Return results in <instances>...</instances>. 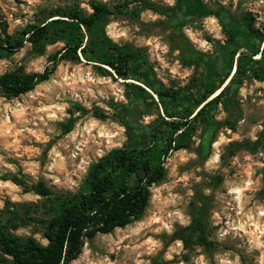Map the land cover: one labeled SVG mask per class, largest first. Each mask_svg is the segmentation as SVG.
I'll use <instances>...</instances> for the list:
<instances>
[{
  "label": "rangeland",
  "instance_id": "rangeland-1",
  "mask_svg": "<svg viewBox=\"0 0 264 264\" xmlns=\"http://www.w3.org/2000/svg\"><path fill=\"white\" fill-rule=\"evenodd\" d=\"M91 1L0 0V33L3 27L16 33L38 21L44 11L58 7L79 6L91 12ZM99 1L111 7L125 5L127 11L143 1L176 8L167 14L151 9L138 15L114 14L105 27L113 42L142 50L146 78L161 87H183L194 76L203 77L206 66L198 68L184 60V52L192 50L217 61L226 74L231 61L228 29L251 25L264 30V0H204L220 16L185 21L178 0ZM179 20L181 34L174 31ZM64 45L50 44L39 54L27 43L14 55L0 57V74L19 67L42 71L49 64L48 57ZM80 58V62L62 60L49 80L19 97L8 98L0 90L1 230L46 242L40 230L41 219L49 216V200L37 193L36 185L43 182L56 194L85 190L93 164L123 146L128 130L153 143L151 132L159 121L156 106L133 84L157 99L150 88L136 79L119 77L107 65ZM134 100L151 113L134 122L123 120L118 113L124 114V107ZM239 102L242 115L236 129L220 126L210 154L200 155L197 147L205 127L199 125L191 147L167 158V176L152 187L143 216L88 240L71 264H264V148L232 146L257 139L264 128V81L246 80L240 87ZM95 111L108 116L96 117ZM212 111L218 121H225L222 104ZM71 120L73 130L64 133ZM15 177L23 184L15 182ZM201 205L214 244L195 245L188 251L177 234L191 223Z\"/></svg>",
  "mask_w": 264,
  "mask_h": 264
},
{
  "label": "trees",
  "instance_id": "trees-1",
  "mask_svg": "<svg viewBox=\"0 0 264 264\" xmlns=\"http://www.w3.org/2000/svg\"><path fill=\"white\" fill-rule=\"evenodd\" d=\"M178 2V8L186 14L183 21L195 16H220V12L204 0ZM90 5L91 12L79 6L46 10L38 21L27 24L16 33L3 27L0 57L14 55L27 43L39 54H43L50 44L64 42L65 45L48 57L49 64L42 71L30 72L19 67L0 74V90L8 98L19 97L49 80L62 60L80 62L82 56L88 61L109 66L119 77L143 82L156 95L157 99L151 92L133 84L156 106L159 121L151 132L153 143L140 133L128 130V140L123 146L110 150L93 164L85 190L56 194L43 182L36 185L37 193L49 200V216L41 219L43 227L40 230L46 242L35 236L23 237L0 229V262L71 264L82 254L88 240L140 219L149 205L152 187L167 176V158L174 151L191 147L199 125L205 128L197 151L200 155H209L220 126L236 129L242 115L239 102L242 84L249 79L264 81V30L249 25L246 29L234 28L226 32L231 48L230 67L226 74L223 75L217 61L192 50L184 52V60L187 65L195 64L198 68L206 66L203 77L194 76L183 87L156 86L146 78L142 50L113 42L105 27L114 14L138 15L146 9L167 14L176 8H165L149 1H143L131 11H127L125 5L111 7L99 0H92ZM181 25V20L175 25L177 34H181ZM218 90L220 92L212 97ZM220 104L226 112L223 122L218 121L212 111L213 106ZM124 108L125 113H118V116L123 120L130 118L131 122L144 113H151L135 100L133 105ZM94 114L99 118L108 116L102 111ZM73 127L74 121L71 120L64 126V133L71 132ZM232 146H244L249 150L264 148V128L257 139L234 142ZM14 181L23 184L19 178L15 177ZM177 239L188 251L195 245L214 244L207 234L202 205L195 210L191 223L178 232Z\"/></svg>",
  "mask_w": 264,
  "mask_h": 264
},
{
  "label": "bare ground",
  "instance_id": "bare-ground-1",
  "mask_svg": "<svg viewBox=\"0 0 264 264\" xmlns=\"http://www.w3.org/2000/svg\"><path fill=\"white\" fill-rule=\"evenodd\" d=\"M235 72V71H234ZM228 83V81L224 84V86L226 85ZM221 90V89H220ZM220 90H218L212 97H214V96H216L219 92H220Z\"/></svg>",
  "mask_w": 264,
  "mask_h": 264
}]
</instances>
